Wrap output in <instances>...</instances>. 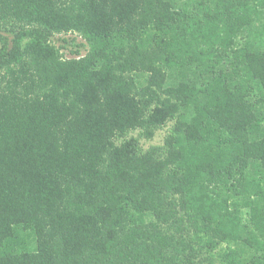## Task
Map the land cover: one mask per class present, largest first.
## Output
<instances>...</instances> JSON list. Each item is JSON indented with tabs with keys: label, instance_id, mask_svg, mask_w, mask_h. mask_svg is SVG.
I'll return each instance as SVG.
<instances>
[{
	"label": "trees",
	"instance_id": "1",
	"mask_svg": "<svg viewBox=\"0 0 264 264\" xmlns=\"http://www.w3.org/2000/svg\"><path fill=\"white\" fill-rule=\"evenodd\" d=\"M0 40V264H264V0H0Z\"/></svg>",
	"mask_w": 264,
	"mask_h": 264
},
{
	"label": "rangeland",
	"instance_id": "2",
	"mask_svg": "<svg viewBox=\"0 0 264 264\" xmlns=\"http://www.w3.org/2000/svg\"><path fill=\"white\" fill-rule=\"evenodd\" d=\"M52 43H54L56 46H59L63 53L66 56H72L70 50H80L82 53H85L88 44L87 41L85 40L84 36L77 32H71L67 34H56L52 38ZM3 42L0 40V48L2 46ZM171 122H169L166 126L163 128L159 129L156 131L155 135L151 139H141V144L143 145L144 148H148L151 145H156V144H163L164 138L166 133L168 132L169 127L171 126ZM138 134L137 131H134L130 134V136H136Z\"/></svg>",
	"mask_w": 264,
	"mask_h": 264
}]
</instances>
